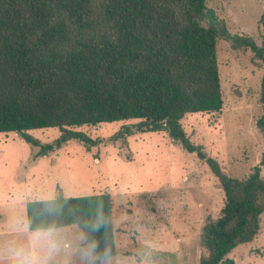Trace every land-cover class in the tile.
<instances>
[{
	"label": "trees",
	"instance_id": "1",
	"mask_svg": "<svg viewBox=\"0 0 264 264\" xmlns=\"http://www.w3.org/2000/svg\"><path fill=\"white\" fill-rule=\"evenodd\" d=\"M207 0H0V132L16 131L47 154L76 138L98 141L75 126L138 118L112 139L137 131H166L205 160L225 199L221 215L208 217L199 264H235L230 253L258 235L264 212V151L250 173L224 170L182 119L224 106L218 62L223 30L202 23ZM261 44L248 34L231 35L234 48L251 49L264 66ZM260 100L264 106V76ZM256 124L264 138V113ZM58 126L42 143L29 130ZM31 230L77 224L93 244L98 264L118 253L114 199L109 191L30 199Z\"/></svg>",
	"mask_w": 264,
	"mask_h": 264
},
{
	"label": "rangeland",
	"instance_id": "2",
	"mask_svg": "<svg viewBox=\"0 0 264 264\" xmlns=\"http://www.w3.org/2000/svg\"><path fill=\"white\" fill-rule=\"evenodd\" d=\"M206 2L202 23L223 30L218 62L224 106L220 111L189 113L182 123L225 171L244 177L264 151L256 124L264 113L260 100L264 66L251 49L234 48L230 36L248 34L261 44L258 21L264 0ZM138 120L75 126L98 142L88 145L71 138L47 154H40V146L19 132H0V264H93V244L77 224L31 230L26 203L61 193L102 191L113 195L118 253L98 264H199L204 251L201 232L208 217L221 215L223 188L205 160L164 130L112 139L124 124ZM29 132L45 143L62 130L54 126ZM48 230L49 238H35L37 232ZM83 250L90 254L86 260ZM230 256L235 264H264V212L255 239L237 246Z\"/></svg>",
	"mask_w": 264,
	"mask_h": 264
},
{
	"label": "clouds",
	"instance_id": "3",
	"mask_svg": "<svg viewBox=\"0 0 264 264\" xmlns=\"http://www.w3.org/2000/svg\"><path fill=\"white\" fill-rule=\"evenodd\" d=\"M51 231H52V230H48L47 232H44V233L37 232V233L35 234V238H40L41 236H43V237H45V238H49L50 235H51ZM89 255H90V254H89V252H88L87 250H83V251L81 252V256H82V258H84L85 260L88 259Z\"/></svg>",
	"mask_w": 264,
	"mask_h": 264
},
{
	"label": "crops",
	"instance_id": "4",
	"mask_svg": "<svg viewBox=\"0 0 264 264\" xmlns=\"http://www.w3.org/2000/svg\"><path fill=\"white\" fill-rule=\"evenodd\" d=\"M11 234H12V232H11ZM66 241V240H65Z\"/></svg>",
	"mask_w": 264,
	"mask_h": 264
}]
</instances>
